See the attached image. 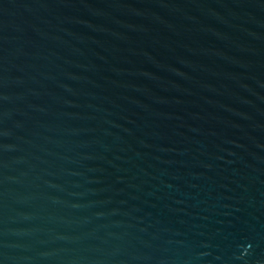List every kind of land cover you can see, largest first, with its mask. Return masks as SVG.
I'll return each instance as SVG.
<instances>
[{
  "label": "water",
  "instance_id": "1",
  "mask_svg": "<svg viewBox=\"0 0 264 264\" xmlns=\"http://www.w3.org/2000/svg\"><path fill=\"white\" fill-rule=\"evenodd\" d=\"M0 264H264V0H0Z\"/></svg>",
  "mask_w": 264,
  "mask_h": 264
}]
</instances>
